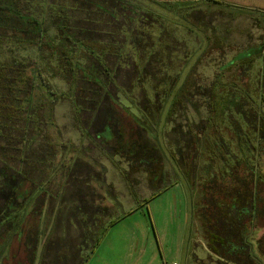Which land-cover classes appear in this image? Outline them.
Listing matches in <instances>:
<instances>
[{"label":"rangeland","instance_id":"374dc122","mask_svg":"<svg viewBox=\"0 0 264 264\" xmlns=\"http://www.w3.org/2000/svg\"><path fill=\"white\" fill-rule=\"evenodd\" d=\"M201 2L180 3L183 11L189 9V24L171 30L173 44L159 48L148 62L141 56L140 63L120 66L115 55H104L106 72H117L110 86L106 74L95 78L88 72L94 58L62 59L46 45L22 50L5 41L0 47V62L16 63L22 78L41 74L56 95L47 93L41 80L29 86L21 81L18 95L0 88V264H81L82 259L86 264H217L192 214L193 198L175 167L180 156L174 148L192 137L191 128H205L219 69L263 43L264 16ZM48 31L57 34L53 27ZM159 59L169 75L154 71ZM253 62L247 66L255 79L261 64ZM140 65L159 78L139 77ZM234 70L226 72V83L236 78ZM31 95L35 121H40L32 123L27 140L22 124L9 129V108ZM220 130L232 137L227 127ZM148 152L141 163L139 155ZM153 165L162 167V181L150 180L147 170ZM261 165L264 169V156ZM20 184L33 194L15 199L9 211ZM10 214L22 216L17 233L16 219L6 221ZM263 235L264 228L254 238Z\"/></svg>","mask_w":264,"mask_h":264},{"label":"trees","instance_id":"16d2710c","mask_svg":"<svg viewBox=\"0 0 264 264\" xmlns=\"http://www.w3.org/2000/svg\"><path fill=\"white\" fill-rule=\"evenodd\" d=\"M201 1H211L212 5H233L264 16V0H0V47L5 45V41L22 50L46 45L55 47L63 54L62 59H65L64 55L72 59L85 58L90 62L94 58L96 63L88 67V72L95 78L106 74L110 77L106 86H110L117 72L116 69L106 72L102 60L104 55H115L120 66L130 67L139 62L141 56H146L145 62H148L156 52L159 53V48L173 44L175 38L171 30L179 32L189 24V9L183 11L180 3ZM48 26L55 28L57 34L50 35ZM262 28L264 30V26ZM249 61L261 64L255 79L250 66H247ZM161 63L159 59L157 64L160 67H153L154 71L160 70L162 76L169 75L170 68L164 69ZM15 65L0 62V88L4 86L7 93L18 95L22 90L21 81L29 86L34 85L31 80H41L46 92L56 97L51 84L41 79V74L31 79L22 78V68L16 69ZM231 68L235 69L233 75L236 78L226 83L225 74ZM150 72L147 66H139V77L153 74ZM10 73L12 79L9 78ZM152 76L159 78L155 74ZM220 88L223 91H219ZM31 100L32 95L25 103L20 99L19 105L9 108V129L22 127L21 130L27 132V140L32 132V123L40 121H35ZM174 101L178 102L175 98ZM208 101L205 128L197 132L191 128L188 131L192 137L183 139L185 144L174 148L180 156L174 159L175 167L190 187L192 214L200 226L208 255L217 264H260L257 257L264 258V235L256 240L254 233L264 228V169L261 165L264 156V41L240 52L219 69ZM168 115L171 123L175 109ZM225 121H228V126H225ZM226 127L231 130L230 138L224 135L225 130H220ZM107 129L112 134V126H107ZM186 135L188 137L187 132ZM38 136L40 134L35 137ZM130 150L133 155V148ZM148 155L149 152L139 155L141 163H146ZM203 157L206 158L204 164ZM150 168L147 171L151 181L156 183L164 179L165 173L160 165ZM22 187L20 184L13 190L15 196L7 205L9 211L15 208V199L31 198L33 189L24 193ZM17 214L6 217V221L16 219V233L23 220ZM3 226L0 222V230ZM94 236L92 234V239ZM86 263L87 260L82 259L81 264Z\"/></svg>","mask_w":264,"mask_h":264},{"label":"built area","instance_id":"2783aa9c","mask_svg":"<svg viewBox=\"0 0 264 264\" xmlns=\"http://www.w3.org/2000/svg\"><path fill=\"white\" fill-rule=\"evenodd\" d=\"M163 264H169V263H167V262H164ZM173 264H177V263H173Z\"/></svg>","mask_w":264,"mask_h":264},{"label":"crops","instance_id":"0c3cea01","mask_svg":"<svg viewBox=\"0 0 264 264\" xmlns=\"http://www.w3.org/2000/svg\"><path fill=\"white\" fill-rule=\"evenodd\" d=\"M174 263H177V262H174ZM177 264H179V263H177Z\"/></svg>","mask_w":264,"mask_h":264}]
</instances>
